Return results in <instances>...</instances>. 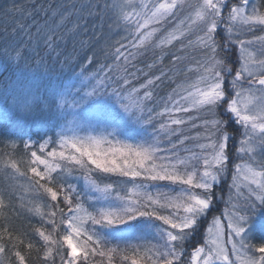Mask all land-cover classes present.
<instances>
[{
    "label": "snow or ice",
    "instance_id": "obj_1",
    "mask_svg": "<svg viewBox=\"0 0 264 264\" xmlns=\"http://www.w3.org/2000/svg\"><path fill=\"white\" fill-rule=\"evenodd\" d=\"M249 4H90L120 38L105 35L102 23L96 43L83 53L81 71L68 79L53 78L40 54L54 50L63 38L47 23L28 30L27 46L10 49L14 56L4 51L6 63L20 76L0 82V120L6 121L0 127L6 149L0 165L25 177L24 196L43 203L28 207L21 201L24 213L39 216L42 226L31 235L17 232L4 215L16 209L15 190L0 192L5 221L0 224V264H29L33 249L38 264H115L117 257L119 264H185L187 245L212 212L216 188L234 163L230 143L235 158L243 161L234 165L228 186L230 192L236 189L237 202L229 194L232 211L213 217L203 245L192 250L191 264H264V36L241 38L255 26L264 30V11H250ZM256 41L260 47L249 50ZM174 42L180 47L169 53L172 64L191 63L189 54L194 56L195 67L187 71L195 78L177 82L162 71L137 87L130 66L149 50L162 62L163 50ZM33 45L35 56H29ZM237 45L238 53L233 51ZM97 46L98 52L93 50ZM27 59L45 70L27 74L21 67ZM73 63L71 58L63 62L70 69ZM97 63V70L89 72ZM165 78L176 87L157 111L160 101L153 89ZM191 112L199 124L182 115ZM37 116L44 122L37 140L5 134L12 118ZM189 123L202 131L184 135L181 126ZM190 139L193 147L182 152L180 146ZM25 239L27 253L20 247Z\"/></svg>",
    "mask_w": 264,
    "mask_h": 264
},
{
    "label": "trees",
    "instance_id": "obj_2",
    "mask_svg": "<svg viewBox=\"0 0 264 264\" xmlns=\"http://www.w3.org/2000/svg\"><path fill=\"white\" fill-rule=\"evenodd\" d=\"M16 2V0H14ZM12 3L8 7L0 6V42L4 41L16 42L15 44H20L22 46H27V31H35V27L43 28L45 23L50 27H56L58 29V34H63V38L58 42L54 50H44L41 49L40 54L45 58L48 68L52 69L53 78L68 79L72 77L73 71L78 73L81 71V64L86 62V58L83 57L84 51L89 50L91 45L96 43V36L100 35L101 24H104V34L111 36L113 41L119 39V35L108 31L107 23L103 21V15L97 17L95 8H89L90 4L103 3V0H20V3ZM2 3V0H0ZM75 6V7H73ZM256 8L259 11H264V0H250L249 10ZM5 9L11 10L10 13H6ZM91 12V16L89 15ZM61 14L63 19H61ZM83 17L84 19H81ZM85 20L87 24L85 25ZM79 23L80 27L77 28ZM23 27L25 31H16L13 33V29H20ZM223 30V29H222ZM256 36H264V30L261 26H255L254 31H245L241 34V38L245 40H255ZM6 37H9L6 39ZM15 39V40H14ZM5 43L2 49H5ZM83 45V47H81ZM178 45V44H177ZM1 48V47H0ZM34 45L28 49L29 56H35L33 51ZM94 51H99V46H97ZM233 51H238V45L235 46ZM161 52V51H160ZM157 52V53H160ZM170 52H176V45L167 46L164 50V59L161 62L159 55H154L152 50H149L145 55L138 57L134 62V66H130V72L134 73L135 76L132 77L133 83L138 87L141 83L145 81L146 78L154 77L160 75V73H169L172 80L177 82H183L184 79L190 77V79L195 78V73L192 76L188 74V68L195 67V57L189 54V63L185 61L183 63H177L173 65L170 59ZM10 55H15L9 52ZM89 51V55H91ZM179 54V53H178ZM58 58V59H57ZM71 58L74 63L72 68L64 66L63 62L66 59ZM79 60V63L75 61ZM103 57L97 56V61L102 62ZM98 63L89 67V72H94L98 68ZM149 65H155L154 67H149ZM25 68L27 74H31L33 71H44L43 65L37 64V61L33 59H27V66L21 65ZM20 76V73L16 72L14 65L9 66L6 63L3 53L0 52V82L7 80H16ZM159 86L154 88L153 91L156 94L157 100L160 101L156 104V110H161L163 97L172 91L175 84L171 80L165 78L161 82H158ZM13 122L8 124L5 129V134L15 133L19 136H23L25 139L31 137L33 140H37V133L41 132V126L43 121L39 116L35 117L30 121H17L12 118ZM6 121L0 120V127L4 126ZM182 127V126H181ZM174 141L176 137L172 138ZM2 140V137H0ZM22 150V145H21ZM6 151L4 144L0 143V158H3V154ZM21 170L25 171L26 167L21 165ZM224 180V178H222ZM76 183L75 180H72ZM81 186L83 181H80ZM225 184V181L223 182ZM221 184V185H223ZM12 187L15 190L16 197L14 198V203L16 206L15 210L7 209L4 215L8 217L9 223L17 232H27L30 235L33 234L36 227H41L42 223L39 216H28L24 213L21 207V201L28 207L33 205H41L43 201L33 200L24 196L27 190L28 184L25 177L19 176L18 174H12L11 169L5 170L2 165H0V192L4 191L5 188ZM223 188V187H222ZM227 191H220V194H226ZM221 197V196H220ZM219 197V200L223 205L228 203L226 197L223 199ZM44 211H47L45 208ZM4 217L0 216V224H3ZM50 227V226H48ZM38 240L39 237L34 238ZM27 239L21 244V250L25 253L28 252L26 247ZM99 259V257H97ZM29 264H38L36 259V251L33 249L32 254L29 258ZM59 264V262H57ZM115 264H119V258L115 259Z\"/></svg>",
    "mask_w": 264,
    "mask_h": 264
},
{
    "label": "rangeland",
    "instance_id": "obj_3",
    "mask_svg": "<svg viewBox=\"0 0 264 264\" xmlns=\"http://www.w3.org/2000/svg\"><path fill=\"white\" fill-rule=\"evenodd\" d=\"M14 2V0H2V3H0V6H3V7H8L10 5H12V3ZM112 2L114 3H118L119 0H112ZM139 2V0H138ZM238 2V0H237ZM14 3H20V0H16V2ZM227 14V13H225ZM169 30H171V27H169ZM164 35H167V33L165 32ZM9 38V37H6V39ZM193 39H195V37H193ZM15 40V39H14ZM5 43H9L10 45H6L5 49H2L3 46ZM16 42H8V41H4V43L1 44L0 42V52L1 53H4V51L6 49L9 50L10 52V49L15 47L17 44H15ZM178 44V45H177ZM174 45H176V52H178V49L180 47L179 43L177 42H174ZM260 47V43L258 41L255 42V44L253 46L250 47L249 50H252V51H255L256 49H258ZM161 50L160 49H156V52H160ZM238 53V51H236ZM174 67H177L174 66ZM188 74L190 76H192V73L188 72ZM190 77H187L184 79V81L186 80H189ZM168 94H166L163 99L161 100L162 104L161 105V108L163 107V102L164 100H166ZM182 115H185V116H192L194 118V123L196 124H199L200 121L199 120H195V117H196V112H191V113H188V114H182ZM183 128V134L184 135H191L192 137H195L196 134L198 132H201L202 129L201 128H198V127H192V124L189 123L188 125H185V126H182ZM151 131V130H150ZM182 138V137H181ZM195 141L194 140H188L184 145H181L180 148H181V151L183 152L184 148H191L193 147ZM184 155H188V153H184ZM229 155L233 158V161L234 163L230 164L229 165V168H230V172H229V175L227 178H224V181H225V184L223 185H220L216 188V196H217V199L216 201L214 202L213 204V210L212 212H210L208 214V217L206 218V220H203L201 221V224L198 228V231L195 233V235L192 236L191 240L189 241L188 245H187V255L184 257V260H185V264H191V253H192V250L194 249V247L196 246H202L203 245V240L206 238V236L208 235L207 234V228L210 227L212 225V219L213 217H217V218H223L225 216L226 213H230L232 211L231 207L229 204H226V205H223L222 202L219 200V197L221 196L220 194V191H227L226 194H223V197L225 196L226 197V200L228 201L229 199V194H231L232 196V202L233 203H236L237 200H236V197H237V191L236 189H231V192L229 191V185L231 184V171L234 170V165L236 163H242L243 161L239 160V159H236L235 158V149L232 147V143L229 144ZM223 187V188H222ZM222 225H224L226 227L227 225V220L226 219H222Z\"/></svg>",
    "mask_w": 264,
    "mask_h": 264
}]
</instances>
